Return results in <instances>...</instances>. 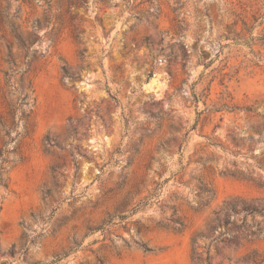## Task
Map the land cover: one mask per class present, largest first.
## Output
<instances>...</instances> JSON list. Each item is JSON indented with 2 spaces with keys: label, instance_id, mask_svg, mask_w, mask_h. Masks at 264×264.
Listing matches in <instances>:
<instances>
[{
  "label": "rangeland",
  "instance_id": "obj_1",
  "mask_svg": "<svg viewBox=\"0 0 264 264\" xmlns=\"http://www.w3.org/2000/svg\"><path fill=\"white\" fill-rule=\"evenodd\" d=\"M26 93L0 264H264V0H0V114Z\"/></svg>",
  "mask_w": 264,
  "mask_h": 264
},
{
  "label": "trees",
  "instance_id": "obj_2",
  "mask_svg": "<svg viewBox=\"0 0 264 264\" xmlns=\"http://www.w3.org/2000/svg\"><path fill=\"white\" fill-rule=\"evenodd\" d=\"M36 23H39L38 18L34 22V26H37ZM243 24L247 26V23L243 21ZM11 26L13 29L14 36L18 39V41L23 45L26 46V41L21 37L20 33L17 31L15 25L11 22ZM238 38L236 39L240 43L244 42L246 44H253L252 41H255V37H251L249 39H245V37L241 36V33L237 34ZM84 52H81V56L84 57ZM30 51L26 53V60L30 58ZM257 56V55H256ZM258 59L263 58L262 56L258 55ZM7 61L12 64L16 65V60L13 55L12 49L9 50V57ZM28 71L27 68H23L21 71H15L12 69L11 72H5L6 78V86L9 88L7 91V95L13 93L14 83H13V73H23L25 76L26 72ZM64 78L67 76L70 79L73 78V73L67 68L66 65L63 66ZM30 87H32V82L30 81ZM33 91V89H32ZM34 129V109L33 105H30L29 100V93L23 94L20 96L16 101H8L6 104V109L4 112L0 114V131L2 133L1 145H0V186L8 187V179H9V171L10 169L14 168L20 161L24 159V151L23 146L25 139L29 137ZM74 131V130H73ZM45 141L50 144L51 146L53 143L49 136L46 137ZM153 197H147L144 201L140 202L135 208L132 209V212H136L139 209L145 207L151 202ZM232 208L235 210V206L233 205ZM246 211V214H255L261 213L264 214V205L261 207L250 206L247 208H243ZM126 214H109L99 225L91 228V231L94 232L96 230L106 229L109 225L114 224L116 219H124L126 218ZM183 224V223H181ZM255 232H261L262 227L260 223L256 224ZM80 246V243L76 245L75 248ZM142 247L144 250L149 251L152 250L151 247L142 243ZM73 249H70L62 254H57L55 260H59L67 256ZM194 258L198 262H202L203 258L200 253H197ZM206 264H211V257L208 254L206 259Z\"/></svg>",
  "mask_w": 264,
  "mask_h": 264
},
{
  "label": "water",
  "instance_id": "obj_3",
  "mask_svg": "<svg viewBox=\"0 0 264 264\" xmlns=\"http://www.w3.org/2000/svg\"><path fill=\"white\" fill-rule=\"evenodd\" d=\"M158 82H159V77L156 76V77L152 80L151 85H152V86H155L156 83H158Z\"/></svg>",
  "mask_w": 264,
  "mask_h": 264
},
{
  "label": "bare ground",
  "instance_id": "obj_4",
  "mask_svg": "<svg viewBox=\"0 0 264 264\" xmlns=\"http://www.w3.org/2000/svg\"><path fill=\"white\" fill-rule=\"evenodd\" d=\"M156 85H158V83H156Z\"/></svg>",
  "mask_w": 264,
  "mask_h": 264
}]
</instances>
